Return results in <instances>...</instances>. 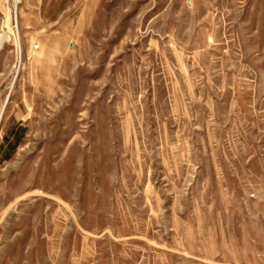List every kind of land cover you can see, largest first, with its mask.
<instances>
[{"label":"rangeland","instance_id":"1","mask_svg":"<svg viewBox=\"0 0 264 264\" xmlns=\"http://www.w3.org/2000/svg\"><path fill=\"white\" fill-rule=\"evenodd\" d=\"M0 264H264V0H0Z\"/></svg>","mask_w":264,"mask_h":264},{"label":"bare ground","instance_id":"2","mask_svg":"<svg viewBox=\"0 0 264 264\" xmlns=\"http://www.w3.org/2000/svg\"><path fill=\"white\" fill-rule=\"evenodd\" d=\"M5 42V40H0V49L2 47V43Z\"/></svg>","mask_w":264,"mask_h":264}]
</instances>
